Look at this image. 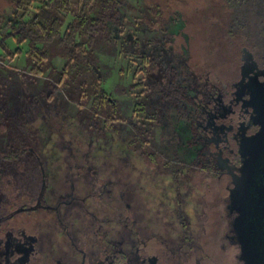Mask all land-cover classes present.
<instances>
[{"label": "flooded vegetation", "instance_id": "1", "mask_svg": "<svg viewBox=\"0 0 264 264\" xmlns=\"http://www.w3.org/2000/svg\"><path fill=\"white\" fill-rule=\"evenodd\" d=\"M178 15L180 18L173 22H180L182 16ZM160 25L156 30L159 35L146 40L147 48L143 47L144 50L139 47L135 52L131 49L128 54L119 50L120 55L140 61L132 83L128 86L118 84L115 88L121 97L135 96L128 117L123 116L119 100L104 87L110 78L103 87L109 94V101L118 103L121 114V119L112 128L89 122L92 118L89 109L81 111L73 103L67 115L61 117L75 119L79 113L86 111V130L89 134L95 133L94 125L97 124L105 132L118 135L119 124L125 122L131 132L126 147L140 155L145 168L158 176L182 178L199 194L201 199L197 203L202 212V230H196L195 226L191 231L185 220H181L179 232L169 238L164 234H151L133 218L132 208L126 207L125 228L120 222L115 224V228H109L105 220L97 219L87 236L84 234L88 232V225L82 228L85 233L78 231L74 234L79 218L72 227L62 218L60 203L53 204L49 200L48 187L53 182L42 161L46 142L40 118L42 114L52 118L60 115L53 114L50 106L43 105L34 123V129L39 133V149L32 146L17 159H10L4 155L8 133L0 137V264H217L219 254H240L239 245H231L225 238L229 223L233 221L231 216L230 220L227 219V208L231 191L235 188V178L242 175V126L246 127L245 135H252L258 130V125L252 121V108L247 104L249 95L242 93L240 83L243 71L250 67L255 68L264 82V61L250 55L239 45L228 46L222 35L215 34L214 37L213 26L208 35L209 43L217 52L218 48L226 50L229 56L208 61L200 56L201 47L199 51L196 48L192 50L195 40L186 36L185 27ZM126 32L118 33V44L126 38ZM155 40L160 43H155ZM143 55L147 64L143 63ZM54 67L58 71L63 69ZM96 71L102 78V72ZM126 71H131L130 64ZM119 73L122 76L124 69ZM139 84L144 85L129 93L117 90L118 87ZM137 105H146L144 115L136 111ZM142 116L147 119L152 139L163 145L165 151L157 153L160 159L156 161L153 156H145L131 145L135 131L127 119H133L136 124V118ZM158 119L163 120L162 124L156 122ZM91 124L93 126H89ZM4 137L7 138L5 142ZM32 162L39 167L41 180L40 187L34 190L37 191L35 194L20 184L25 166ZM20 165L22 168L19 170ZM4 181L7 182L3 184ZM134 195V198L138 197V193ZM180 207V202L174 200L172 208ZM82 211L89 215L85 209ZM85 219L86 222L89 220L88 217ZM194 219L196 225L197 219ZM218 241H222L220 249ZM224 261L227 264H247L245 260L241 263L228 257Z\"/></svg>", "mask_w": 264, "mask_h": 264}, {"label": "rangeland", "instance_id": "2", "mask_svg": "<svg viewBox=\"0 0 264 264\" xmlns=\"http://www.w3.org/2000/svg\"><path fill=\"white\" fill-rule=\"evenodd\" d=\"M128 1L136 10L126 11L132 26L127 29L125 37L127 40L136 37L145 45L146 40H152L159 35L156 30H159L161 25L157 18L143 14V0ZM153 3L162 9L167 18L176 13L182 16L184 23H180L179 27L180 29L185 27L186 36L195 39V47L192 45L193 51L194 48L199 51L198 48L201 47L202 58L211 61L215 57H225V52L220 48L217 52L208 38L212 26L213 36L224 33V25L217 18L220 12L219 0H153ZM4 5H6L4 1L0 0V6ZM4 18L5 24L19 22L10 7L4 9ZM115 35L118 36V29L115 30ZM197 40L199 44L201 42L200 46ZM9 43L13 49L18 47L14 41ZM22 47L23 52L28 50L26 43ZM119 50L120 44L100 49L103 62L114 68L113 75L104 87L119 100L123 116L128 117L135 96L121 97L115 88L118 84L128 86L132 83L134 71L140 68V61L120 55ZM129 64L131 71L127 73ZM25 65L24 55L6 63L7 68L16 71H22ZM54 65L62 69L64 60L58 58L54 61ZM121 69L125 71L122 76L119 73ZM262 74L264 75V70ZM46 83L45 78L32 85H24L20 82L18 88L22 94L35 96L45 105L41 93L46 91ZM240 87L242 93L247 92L249 95L247 104L252 108V121L258 125V130L252 135H245L246 127L242 126L244 133L241 140L240 171L244 184L241 197L245 210L239 225L243 236L259 248L260 264H264V82L259 78L255 68L250 67L243 71ZM73 107L77 110L76 106ZM87 117L88 114L84 111L75 119L71 117L64 119L61 116L52 118L48 114H42L40 118L41 123L44 124L43 140L46 142L42 161L48 171L49 179L53 182L48 187L49 200L53 201V204L60 203L61 216L71 226L73 223L76 224V219L79 218L74 234L78 231L85 233L84 229L88 225V232L84 234L87 236L97 219L105 220L109 228H115L117 222L125 228L126 224L123 220H125L126 207L132 208L133 218L143 227L142 229L151 234H164L169 238L173 233L179 232L181 220H185L191 231L195 226L196 230H202V212L197 203L201 197L192 186L186 185L182 178L158 176L145 168L140 155L126 147L131 132L125 122L119 124L118 135L105 132L97 124L94 125L95 133L89 134L86 130ZM5 137L3 142L7 140ZM18 168L20 170L22 166ZM6 182L4 181L3 184ZM20 184L33 194L37 192L34 190L40 187L39 167L33 162L25 166ZM183 185H186V188H183ZM240 186L241 179L235 178V188L231 191L228 208L237 205L239 200L237 192ZM137 193L138 197L134 198V194ZM174 200L180 202V208H172ZM82 207L89 212V215L82 211ZM234 214V211L228 209L227 219L230 220ZM86 217L89 218L87 222ZM194 217L197 219L196 225L193 223ZM229 224L225 235L227 243L238 245L232 222ZM191 237L193 238V235Z\"/></svg>", "mask_w": 264, "mask_h": 264}, {"label": "trees", "instance_id": "3", "mask_svg": "<svg viewBox=\"0 0 264 264\" xmlns=\"http://www.w3.org/2000/svg\"><path fill=\"white\" fill-rule=\"evenodd\" d=\"M3 1L6 5L0 6V137L6 132L9 136L4 155L17 159L32 146L40 148L39 133L34 129V123L39 118L43 102L35 96L22 94L18 88L20 82L32 85L45 78L47 87L41 96L53 114L65 117L73 103L81 111L89 109L92 115L89 122L112 128L121 119V114L118 103L109 101V94L103 87L113 75L114 68L102 61L100 49L118 44L115 30L118 29L119 34L127 31L132 22L126 11H135L136 8L128 0ZM143 2V14L157 18L160 24L180 26L184 23L182 19L179 23L173 22L179 16L177 13L168 18L164 16L153 0ZM219 5V17H215L224 25L222 40L231 47L239 45L250 55L264 61V0H219ZM6 7L12 8L18 17V24H5ZM191 40L195 39L191 37ZM11 41L18 46L16 49L10 46ZM25 43L28 50L23 52L22 45ZM155 43L160 42L155 40ZM146 45L135 38H125L120 50L128 54L131 49L135 52L136 48H147ZM223 52L225 57L229 56L226 50ZM22 55L26 62L22 71L6 67L7 61H14ZM58 58L64 60L60 71L53 64ZM143 63L147 64L144 55ZM96 69L102 72V78H99ZM143 85L118 87L117 90L129 93ZM136 107L138 113H146V105ZM158 120L156 122L162 124L163 120ZM127 121L135 131L131 145L145 156H153L155 161L160 159L157 153L165 151L163 145L152 139L147 119L138 117L136 124L133 119L128 118ZM217 228L220 230L219 226ZM221 244L222 241H218L219 249ZM227 257L244 263L240 249L239 255L219 254L217 264H227L224 261Z\"/></svg>", "mask_w": 264, "mask_h": 264}, {"label": "water", "instance_id": "4", "mask_svg": "<svg viewBox=\"0 0 264 264\" xmlns=\"http://www.w3.org/2000/svg\"><path fill=\"white\" fill-rule=\"evenodd\" d=\"M99 76H101V74L99 73ZM238 179H241V186L239 191L237 192V196L239 200H237V205H234L231 208H227L230 211H234L235 214L232 216L233 217V221L232 225L234 228V232L236 234V239L238 240V245L241 249V257L243 260H245V262L247 264H260L261 263V253L258 247H256L255 243L250 241L248 238H245L243 236V231L240 228V219L242 217V215L244 214V210H245V205H244V201L241 197V193L243 192V187L244 184L242 182V175L237 177Z\"/></svg>", "mask_w": 264, "mask_h": 264}]
</instances>
